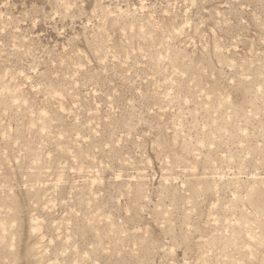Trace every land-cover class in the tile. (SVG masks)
I'll return each mask as SVG.
<instances>
[{
	"label": "rangeland",
	"instance_id": "1",
	"mask_svg": "<svg viewBox=\"0 0 264 264\" xmlns=\"http://www.w3.org/2000/svg\"><path fill=\"white\" fill-rule=\"evenodd\" d=\"M0 264H264V0H0Z\"/></svg>",
	"mask_w": 264,
	"mask_h": 264
}]
</instances>
